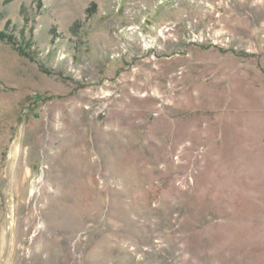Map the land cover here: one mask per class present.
Wrapping results in <instances>:
<instances>
[{
    "label": "rangeland",
    "instance_id": "obj_1",
    "mask_svg": "<svg viewBox=\"0 0 264 264\" xmlns=\"http://www.w3.org/2000/svg\"><path fill=\"white\" fill-rule=\"evenodd\" d=\"M0 264H264V0H0Z\"/></svg>",
    "mask_w": 264,
    "mask_h": 264
},
{
    "label": "trees",
    "instance_id": "obj_2",
    "mask_svg": "<svg viewBox=\"0 0 264 264\" xmlns=\"http://www.w3.org/2000/svg\"><path fill=\"white\" fill-rule=\"evenodd\" d=\"M0 38L11 40V35H7L4 31L0 32Z\"/></svg>",
    "mask_w": 264,
    "mask_h": 264
}]
</instances>
